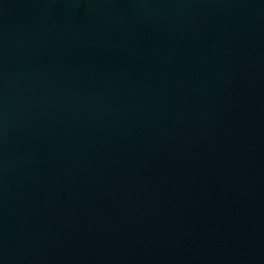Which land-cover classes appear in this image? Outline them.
Masks as SVG:
<instances>
[{
	"label": "water",
	"instance_id": "obj_1",
	"mask_svg": "<svg viewBox=\"0 0 264 264\" xmlns=\"http://www.w3.org/2000/svg\"><path fill=\"white\" fill-rule=\"evenodd\" d=\"M0 264H264V0H0Z\"/></svg>",
	"mask_w": 264,
	"mask_h": 264
}]
</instances>
